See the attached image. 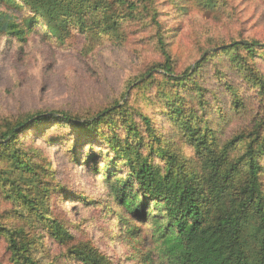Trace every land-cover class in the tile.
I'll return each mask as SVG.
<instances>
[{"label": "rangeland", "instance_id": "obj_1", "mask_svg": "<svg viewBox=\"0 0 264 264\" xmlns=\"http://www.w3.org/2000/svg\"><path fill=\"white\" fill-rule=\"evenodd\" d=\"M128 1L140 5V0ZM18 9V15H29L27 9ZM151 9L150 15L155 13L159 26L144 13L127 18L126 8L115 9L122 17L119 41L104 39L94 43L87 49L88 54L83 53L84 38L77 35L60 45L43 35L41 25L22 47L18 42L10 45L0 37V127L5 121L35 113L61 112L84 119L127 102L134 113L150 119L160 138H170L177 145L178 155L191 159L195 158L193 148L170 118L176 117L177 105L183 113L195 112L198 116L203 108V119L215 131L220 146L249 133L258 121L263 123L264 131V96L258 97L247 81L252 75L264 78V0H151ZM158 32H162L167 44L171 75L178 77L189 75L195 63L216 46L232 41H258L263 46L256 47L253 57L243 49L234 58L213 55L195 78L197 83L188 81L182 86L181 95L176 93L173 81L162 77V69L155 70L148 88L134 89L152 66L164 63L157 44ZM196 85L208 105H202ZM235 92L241 98L239 106L233 99ZM132 117L145 131L142 120L137 115ZM102 131L104 134L106 128ZM118 134L123 140V131L118 130ZM49 139L56 143L48 145ZM19 142L27 153L36 152L33 162L46 169L47 172H41L42 183L48 182L54 189L62 187L65 194L74 196L67 199L57 190L46 198L47 213L66 227L72 240L64 246L45 237L41 250L34 254L38 260L43 264H78L67 259L69 250L91 243L112 264H136L146 252L150 264H166L169 256H163L165 245L152 233L151 208L148 218L134 222L135 227L140 226L134 240L117 237L120 231L114 228L117 224L108 215V208L118 207V203L108 196L111 178L106 181L103 173L113 153L100 137H86L73 127L43 124L40 129L23 132ZM80 144L89 146L84 148ZM93 167L97 172H93ZM125 170L118 167L116 177L129 175ZM7 178L28 192L31 181L13 169L0 150V223L22 228L32 236L28 213L7 197L8 188L1 184ZM137 188L133 180L132 191ZM29 192L38 200L42 198V193L32 189ZM9 258L7 244L0 237V264H11Z\"/></svg>", "mask_w": 264, "mask_h": 264}, {"label": "trees", "instance_id": "obj_2", "mask_svg": "<svg viewBox=\"0 0 264 264\" xmlns=\"http://www.w3.org/2000/svg\"><path fill=\"white\" fill-rule=\"evenodd\" d=\"M139 2L138 7L128 0H0V37L7 39L10 45L18 42L22 47L27 45L31 34L41 25L43 35L55 39L60 45L69 43L77 35L84 38L83 53L88 54L90 51L87 49L94 43L104 39L119 41L122 17L115 9L126 8L127 18L144 13L152 23L160 25L155 13L150 15L151 0ZM18 8L27 9L29 15H18ZM157 44L165 59L163 65L152 66L133 88H148L155 70L162 69L165 71L162 77L174 82L178 95H181L184 84L195 82L204 64L213 55L234 58L243 49L253 57L256 47L263 46L258 41H232L228 45L216 46L195 63L189 75L178 77L171 75L172 65L162 32L157 33ZM247 81L249 87L258 92V97L264 96L263 77L252 75V79ZM195 89L202 105H208L201 88L196 85ZM233 99L239 106L241 98L237 92L233 93ZM208 108L206 106V112ZM202 109L198 116L195 112L183 113L181 106L177 105L176 117L170 116L193 148L194 159L178 155L177 145L170 138H160L150 119L134 113L127 102L84 119L54 112L5 121L0 127V150L13 169L25 175L31 185L27 187V192L19 183L8 178L1 184L8 188L7 197L28 213V223L34 231L29 236L22 228L0 223V237L7 244L10 263L43 264L34 254L41 250V241L45 237L64 246L72 240L66 227L51 217L50 212L47 213L48 202L45 200L57 190L63 192L67 199L74 196L65 194L62 187L54 189L48 182L42 183L41 172H47L46 169L33 162L37 153H27L19 142L23 132L40 129L43 124H53L61 125L63 129L73 127L86 137H100L111 149L113 157L106 161L108 168L103 173L106 181L111 178L108 196L117 201L118 207L123 210L115 207L107 211L117 224L114 228L120 231L117 237L127 236L129 240H134L140 233V226L135 227L134 222L148 218L151 208L152 233L165 245L163 256H169L166 264H264L263 123L258 121L249 133L240 134L220 146L215 131L203 119ZM132 115L142 120L145 131L136 124ZM104 128L106 132L103 134ZM118 130L123 131V140ZM55 143V139L48 141L50 146ZM80 145L84 148L89 146ZM231 153L237 155L231 156ZM88 158L91 159V156ZM118 167L125 168L129 175L117 178ZM94 168L93 172H97ZM133 180L138 187L135 192L132 191ZM30 189L42 193V198L33 197ZM105 204L108 206V201ZM71 250L67 259L78 264H112L91 243L73 246ZM149 257L146 252L136 264H150Z\"/></svg>", "mask_w": 264, "mask_h": 264}]
</instances>
